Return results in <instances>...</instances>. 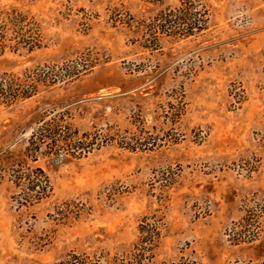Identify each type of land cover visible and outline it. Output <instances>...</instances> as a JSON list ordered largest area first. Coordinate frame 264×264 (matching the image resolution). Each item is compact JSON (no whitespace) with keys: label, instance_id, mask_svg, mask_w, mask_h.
Returning a JSON list of instances; mask_svg holds the SVG:
<instances>
[{"label":"rangeland","instance_id":"1","mask_svg":"<svg viewBox=\"0 0 264 264\" xmlns=\"http://www.w3.org/2000/svg\"><path fill=\"white\" fill-rule=\"evenodd\" d=\"M206 3L203 34L162 35L150 49L138 25L178 0H0V11L15 8L37 22L42 45L5 48L0 73L76 60L81 72L0 106V150L20 154L48 103H59L56 111L67 113L79 136L131 129L137 109L149 128L158 105L173 101L172 89L187 103L177 144L39 157L32 165L45 171L52 192L37 204L18 205L17 191L1 179L0 264H57L72 251L126 253L151 214L162 217L151 264H264V0ZM254 204L257 235L235 244L228 229Z\"/></svg>","mask_w":264,"mask_h":264},{"label":"trees","instance_id":"2","mask_svg":"<svg viewBox=\"0 0 264 264\" xmlns=\"http://www.w3.org/2000/svg\"><path fill=\"white\" fill-rule=\"evenodd\" d=\"M160 3L161 0H148ZM209 6L206 0H178L176 7L159 10L148 22L138 25L142 32L144 47L157 49L160 36L179 39L196 37L208 29ZM41 38L37 22L15 8L0 11V55L5 48L13 52L24 49L32 52L40 48ZM79 63L70 61L61 68L56 64L25 69L21 73H0V106L11 107L29 99L39 92L40 87H50L57 81H68L81 73ZM80 66H83L82 63ZM59 69V70H58ZM172 102L160 104L147 127V118L139 109L129 115L131 129L120 131L113 126L95 128L78 135L72 128L66 112L56 111L59 103H48L32 127L20 154L15 157L8 149L0 150V180L6 177L17 191L12 198L18 205L31 206L49 197L52 186L45 171L32 165L39 157L61 161L79 159L93 150L107 145H116L129 152H149L167 145L177 144L180 134L177 123L185 112L186 105L182 90H171ZM261 209L255 204L244 209L239 220L232 223L228 236L235 244L255 239ZM162 217L156 214L144 216L138 224V238L126 253L110 255L99 252L94 255L69 252L57 264H151L153 250L161 236Z\"/></svg>","mask_w":264,"mask_h":264}]
</instances>
